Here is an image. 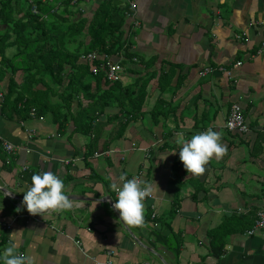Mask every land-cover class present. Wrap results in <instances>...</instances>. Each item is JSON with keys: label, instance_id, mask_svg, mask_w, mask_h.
<instances>
[{"label": "crops", "instance_id": "0c3cea01", "mask_svg": "<svg viewBox=\"0 0 264 264\" xmlns=\"http://www.w3.org/2000/svg\"><path fill=\"white\" fill-rule=\"evenodd\" d=\"M98 1L84 2V15L91 16ZM121 1L129 13L125 34H135V56L127 65L120 60L121 82L151 76L143 115L130 121L117 142L109 140L117 128L110 120L89 151L92 135L73 132L71 121L57 131L48 117L6 118L1 100L7 79L0 80V136L20 147L6 154L0 144L2 252L14 242L34 264H104L109 249L115 251L113 264H264V231L246 232L254 210L264 209V138H258L264 137V0ZM6 29L0 23V37ZM13 50L7 47L5 55ZM218 65L227 71L198 74ZM168 69L171 85L178 75L180 84L158 94V76ZM21 78L18 71L15 79ZM153 93L154 101H147ZM159 95L168 112L152 122L150 110ZM231 102L242 106L248 132L226 129ZM116 110L108 109L109 116ZM208 127L223 133L228 151L213 158L204 175L193 176L184 169L175 141L180 133L188 139ZM103 150L108 153L94 155ZM139 169L155 198L144 202L145 226L130 228L112 209L116 195L110 184ZM41 170L64 180L71 210L43 217L22 206L31 176ZM211 229L224 239L218 256L210 247Z\"/></svg>", "mask_w": 264, "mask_h": 264}, {"label": "trees", "instance_id": "16d2710c", "mask_svg": "<svg viewBox=\"0 0 264 264\" xmlns=\"http://www.w3.org/2000/svg\"><path fill=\"white\" fill-rule=\"evenodd\" d=\"M82 2L86 1L0 0V23L7 28L0 37V80L7 79L1 113L9 119H27L34 108L35 117L50 118L57 131L65 130L71 121L73 132L92 135L93 145L87 144L90 151L96 148L108 120L117 123L109 138L113 141L123 136L130 121L143 115L151 75L127 85L121 80L111 82L100 66L101 58L93 61L96 72L91 71L82 55H117L124 65L132 61L135 34H125L123 25L129 13L123 1L99 0L91 16L84 15ZM7 47L14 48L11 55H5ZM171 69L159 74L158 94L179 86L180 75L171 85ZM18 71L22 72L20 82L15 79ZM164 101L161 95L156 98L150 110L152 122L166 116ZM108 109L117 110L109 116ZM258 138H264L263 134ZM208 235L212 252L218 256L224 239L213 229ZM3 242L2 238L0 253Z\"/></svg>", "mask_w": 264, "mask_h": 264}, {"label": "clouds", "instance_id": "9594fccd", "mask_svg": "<svg viewBox=\"0 0 264 264\" xmlns=\"http://www.w3.org/2000/svg\"><path fill=\"white\" fill-rule=\"evenodd\" d=\"M223 133L208 127L186 139L178 134L176 144L179 146V159L188 174L202 176L206 165L213 159H222L227 154V146L222 143ZM120 183L112 182L110 189L116 195L112 209L118 211L119 219L130 228L145 226L146 198L153 194V186L138 177L127 178V173L119 176ZM64 180L52 171L34 173L31 186L24 191L22 206L31 215H41L49 211L61 212L71 210L73 201L64 191ZM10 194V193H9ZM20 207L16 211L19 212ZM3 264H34V258L18 251V245L11 242L0 253Z\"/></svg>", "mask_w": 264, "mask_h": 264}, {"label": "built area", "instance_id": "2783aa9c", "mask_svg": "<svg viewBox=\"0 0 264 264\" xmlns=\"http://www.w3.org/2000/svg\"><path fill=\"white\" fill-rule=\"evenodd\" d=\"M73 1H76V0H73ZM85 1H89V0H85ZM131 5L134 6L133 3H131ZM32 10L36 11L35 7H33ZM127 15H129V14H127ZM81 58L86 60L89 63L90 69L92 72H96V70L98 68V66L94 63L95 62L94 60H96L97 58H101L100 66L103 68L107 79L111 82L118 81V80L122 79L123 66L120 64V58H117V55L109 56V55L104 54L103 56L98 57V55L95 53H88V54L82 55ZM240 63L241 62L239 61V62H237L236 65H239ZM226 71H227V69L223 65L206 66V67L202 68L198 72V74L200 76H207V75L215 73V72L223 73ZM29 114H30L31 118H36L34 108H32L29 111ZM40 118H42V117H40ZM23 123L24 122L21 121V124H23ZM225 127L227 130L237 132V133H246L249 131V126L245 121L243 108L239 103L231 102V104L229 105V109H228L226 121H225ZM32 132H34V130H32ZM0 144L2 146L3 151L6 154H14L17 152V150L20 149V147L18 145L12 143L9 140L4 139L2 136H0ZM106 153H108V151L103 150L99 153L96 152L94 155H101V154L103 155ZM133 177H138V178L143 180V178H144L143 169H139L136 173L132 174L129 178L131 179ZM154 198H155L154 194H152V196L146 198L145 201L146 200H153ZM150 209H151V215L150 216L152 218H154L156 215V212H155V206L153 205V203L150 204ZM5 225H6V228H9L11 226L10 223L5 224ZM257 230H263L264 231V210L263 209H259L256 212V216L254 218V223H253L252 227L249 228L246 232L248 234H253ZM114 254H115V251L113 249H109L106 252V255L108 258L104 262V264H113L112 256Z\"/></svg>", "mask_w": 264, "mask_h": 264}, {"label": "rangeland", "instance_id": "374dc122", "mask_svg": "<svg viewBox=\"0 0 264 264\" xmlns=\"http://www.w3.org/2000/svg\"><path fill=\"white\" fill-rule=\"evenodd\" d=\"M81 5H84V3L82 2ZM81 7H82V6H81ZM11 51H12V50H11ZM66 68H68V67H66ZM156 93H157V92H156ZM167 93H169V92H167ZM166 95H167V94H166ZM155 97H156V94L153 93L151 96H149V98H148L147 101L152 102V101H154ZM117 141H118L117 139H114V142H117ZM2 264H3V263H2Z\"/></svg>", "mask_w": 264, "mask_h": 264}, {"label": "water", "instance_id": "95a60500", "mask_svg": "<svg viewBox=\"0 0 264 264\" xmlns=\"http://www.w3.org/2000/svg\"><path fill=\"white\" fill-rule=\"evenodd\" d=\"M110 199V198H109Z\"/></svg>", "mask_w": 264, "mask_h": 264}]
</instances>
